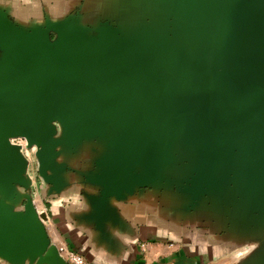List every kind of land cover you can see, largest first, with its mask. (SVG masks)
I'll return each instance as SVG.
<instances>
[{
	"label": "water",
	"instance_id": "water-1",
	"mask_svg": "<svg viewBox=\"0 0 264 264\" xmlns=\"http://www.w3.org/2000/svg\"><path fill=\"white\" fill-rule=\"evenodd\" d=\"M62 2H0V262L68 264L37 193L108 251L131 207L264 264V0Z\"/></svg>",
	"mask_w": 264,
	"mask_h": 264
},
{
	"label": "crops",
	"instance_id": "crops-1",
	"mask_svg": "<svg viewBox=\"0 0 264 264\" xmlns=\"http://www.w3.org/2000/svg\"><path fill=\"white\" fill-rule=\"evenodd\" d=\"M55 1L56 9L50 8V12L60 15L65 11L61 7L63 0ZM0 2L10 4L16 14L25 17H39L45 12V5L48 8L54 5V0ZM34 201L39 210H48L46 227L51 241L56 246L63 244L82 254L91 264H233L237 257V251L230 252L214 245L200 232L177 231L158 221L137 215L138 211L131 207L124 208L123 211L134 224L136 237L131 239L130 236H121L117 239L122 246L120 251H108L91 240L90 232L75 227L67 218L68 209L78 206L76 202L66 204L67 202L55 198L44 202L37 193ZM0 264L8 263L1 261Z\"/></svg>",
	"mask_w": 264,
	"mask_h": 264
},
{
	"label": "built area",
	"instance_id": "built-area-1",
	"mask_svg": "<svg viewBox=\"0 0 264 264\" xmlns=\"http://www.w3.org/2000/svg\"><path fill=\"white\" fill-rule=\"evenodd\" d=\"M14 142H21L20 140H14ZM57 248L62 255V257L65 259V261L68 264H91L89 261L85 259V257L76 252L75 250L69 248L66 245H57ZM213 264V263H209Z\"/></svg>",
	"mask_w": 264,
	"mask_h": 264
},
{
	"label": "rangeland",
	"instance_id": "rangeland-1",
	"mask_svg": "<svg viewBox=\"0 0 264 264\" xmlns=\"http://www.w3.org/2000/svg\"><path fill=\"white\" fill-rule=\"evenodd\" d=\"M26 156L31 160V164L29 167V171L34 174L35 173V162L33 160V155H32V150H27L26 151Z\"/></svg>",
	"mask_w": 264,
	"mask_h": 264
}]
</instances>
